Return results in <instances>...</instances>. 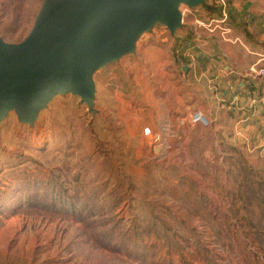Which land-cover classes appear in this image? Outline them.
I'll list each match as a JSON object with an SVG mask.
<instances>
[{"label":"rangeland","instance_id":"1","mask_svg":"<svg viewBox=\"0 0 264 264\" xmlns=\"http://www.w3.org/2000/svg\"><path fill=\"white\" fill-rule=\"evenodd\" d=\"M43 2L0 0V39L23 42ZM173 37L155 20L97 66L92 109L69 93L32 125L15 110L0 122V264H264L263 147L236 145L228 163L153 161L161 145L136 115V78Z\"/></svg>","mask_w":264,"mask_h":264},{"label":"crops","instance_id":"2","mask_svg":"<svg viewBox=\"0 0 264 264\" xmlns=\"http://www.w3.org/2000/svg\"><path fill=\"white\" fill-rule=\"evenodd\" d=\"M228 4L232 35L241 43L223 40L219 30L186 32L181 26L165 60L147 65L144 84L136 78L137 105L140 93L147 100L146 112L136 115L161 145L153 161L170 156L176 165L228 163L236 145L248 154L264 149V75L250 71L256 63L264 67V0ZM206 5L218 9L217 0H203L192 7L198 17L205 18L198 14ZM198 110L208 124L192 121Z\"/></svg>","mask_w":264,"mask_h":264},{"label":"water","instance_id":"3","mask_svg":"<svg viewBox=\"0 0 264 264\" xmlns=\"http://www.w3.org/2000/svg\"><path fill=\"white\" fill-rule=\"evenodd\" d=\"M203 0H44L23 42L0 39V122L15 110L31 125L56 95H79L90 109L93 72L135 49L142 30L159 20L173 34L181 4Z\"/></svg>","mask_w":264,"mask_h":264},{"label":"built area","instance_id":"4","mask_svg":"<svg viewBox=\"0 0 264 264\" xmlns=\"http://www.w3.org/2000/svg\"><path fill=\"white\" fill-rule=\"evenodd\" d=\"M218 13L210 19L198 17L195 10L187 4H181L180 11L182 14V23H185L186 18L190 16L193 20V27L207 29L208 31L219 30L223 40L231 43H241V39L233 34V27L230 22L228 0H217ZM250 71L256 75H264V67H258V63L253 64ZM194 123L208 124V119L201 111H195L192 117ZM144 134L149 136L152 134V129L149 126L144 127ZM157 140V138H155Z\"/></svg>","mask_w":264,"mask_h":264},{"label":"trees","instance_id":"5","mask_svg":"<svg viewBox=\"0 0 264 264\" xmlns=\"http://www.w3.org/2000/svg\"><path fill=\"white\" fill-rule=\"evenodd\" d=\"M212 6L211 5H206L205 8L208 10L210 9Z\"/></svg>","mask_w":264,"mask_h":264}]
</instances>
